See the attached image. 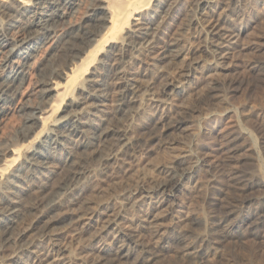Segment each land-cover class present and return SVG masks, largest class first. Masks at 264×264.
<instances>
[{
  "label": "bare ground",
  "instance_id": "bare-ground-1",
  "mask_svg": "<svg viewBox=\"0 0 264 264\" xmlns=\"http://www.w3.org/2000/svg\"><path fill=\"white\" fill-rule=\"evenodd\" d=\"M239 4L0 0V133L11 117L19 121L11 135L0 137V264H205L220 258L228 237L259 234L264 196L244 215L226 188L236 198L248 188L260 190L262 172L235 170L231 184L221 185L214 176L224 166L211 164L212 179L201 200L213 209L216 223L177 213L185 207L180 189L192 195L195 162L170 158L156 165L151 181L145 175L151 156L175 145L177 132L186 126L190 112L168 109L193 82L198 65L204 62L209 83L194 102L203 95L223 97L240 86L226 73L249 26L237 14ZM193 29V38L186 37ZM192 39L208 53L207 61L193 54L185 59ZM46 45L49 50L37 59ZM139 60L145 65L134 73ZM31 67L35 80L23 96ZM251 68L264 70L258 60ZM229 134L227 155L232 156L236 140ZM141 155L142 171L132 166ZM107 176L116 187L106 184ZM119 199L120 206L110 209ZM146 206L151 210L138 222L125 220ZM213 231L225 238L221 245Z\"/></svg>",
  "mask_w": 264,
  "mask_h": 264
},
{
  "label": "rangeland",
  "instance_id": "rangeland-1",
  "mask_svg": "<svg viewBox=\"0 0 264 264\" xmlns=\"http://www.w3.org/2000/svg\"><path fill=\"white\" fill-rule=\"evenodd\" d=\"M237 1L240 3V9H238L239 13L237 14H240L245 19L247 18L244 21L246 22L247 26H249L245 36L241 40L242 43L240 42V44L236 47L237 50L234 51L233 57L229 59V63H227L228 71L226 73L228 75H231L228 76L230 78L232 77L237 80L239 79L238 81L240 82V86H237L238 88L236 87V89L232 93L225 94L223 97H221V95L215 96L216 98L207 97L202 93L200 94V97L203 95L201 101L199 102L198 100L197 103L194 102L196 101L194 99L195 96H198V92H205V90L207 89L209 76H206L208 74L205 71L203 62L207 61L206 58H208V53L206 51L202 52L201 50H199L197 39H192L190 42L191 51L187 55L190 59H188V57H186L185 59L191 60L193 56H197L196 58L199 57L198 59L201 60L203 64L201 63L200 66L198 65L195 74L193 75V82L186 85L187 88H185L183 93L176 96L177 99L174 98L171 107L168 109L170 114H175L176 112H180L181 110H187L192 115L189 114L190 117L188 116L187 118V122L185 124L186 126H184L183 129L177 132V140H175V145L173 144L172 147H168L166 149L164 148V150L160 153L153 154L151 156V164H153L154 167H152L153 165H150L145 170V175L147 176V178L149 180H152L153 177L157 174L156 165H158L160 161L178 157L185 163L195 162V174L194 176L192 175V177L189 179V189H191L192 195H187V193H185L188 188H186V190L184 188L180 189L179 193L181 192L180 194L183 197L182 200L185 207H182L177 213L178 215H182L183 213L187 212L186 214L195 213L199 216H205L207 217V219L209 218V223H216L211 217V212L213 209L211 210L205 207L203 205V200L201 199H203V196H205V194L207 193L209 187L208 183L212 179V174L209 170L211 169V164L219 163L224 166L225 172L223 171L221 173H217L218 176H216L217 174L214 176V178L216 177L215 179L221 185H228L231 182L233 178L232 171L235 170L241 169L242 172L252 173L255 176H258L259 171L264 174V70L261 69V71H258V69L251 68V65L254 64V61L257 62V60L261 63V65L264 66V0ZM215 9L221 10V4H218L217 8ZM237 14L232 15L231 20L236 18V16H238ZM79 17L80 14L76 15L75 19L78 20ZM193 30L187 31L185 33L186 37L191 38L193 32H195V30ZM244 42L246 45L244 44ZM49 46L50 45H46L38 51L37 59L45 55L44 52H47L49 50ZM201 55H203V57ZM135 63L132 65V71L134 73H137L145 64L143 63V60L136 61ZM34 80L35 76L33 68L31 67V69H29L27 73L25 84L22 89L23 96L31 91ZM192 84L197 89H193ZM189 91L192 93H190ZM178 97L181 100H178ZM34 99L36 100V98ZM34 99L32 98V102L35 101ZM229 104L231 105V107ZM208 113L210 116L208 115ZM18 122V120H15V117H11L9 121H7V124L2 127L0 137L3 136L2 138H4L11 135L13 133V129L19 125ZM181 131L183 132L181 133ZM229 133L231 135L234 134L232 136H234L236 140V150L235 152H233L234 154H232V156L227 155L229 152L228 146L229 144H231L228 139ZM142 157L143 156L141 155L138 157L139 159L137 158L132 161V166H140L141 171L144 170V166L146 165L142 162L144 160V157ZM223 157H226L227 159H224ZM140 158H142V160ZM205 160L208 161V164ZM107 179L109 180L107 181ZM113 181L114 180H112L111 176L106 177V184H109L110 187H116V184H114ZM226 189L229 191V193L232 194V198L235 197L234 199L236 200V204L238 205L239 210L244 215L248 211L254 210V206L256 205L255 201L258 200L260 196H264V187H261L260 190L248 188L245 192H241L237 198L236 195L232 192V188L230 189V186ZM259 191L261 194L259 193ZM120 203V199L118 201H113L112 203H110L109 208L115 210L120 206ZM250 205L252 206L250 207ZM150 210L151 208L147 206L137 208L136 211L127 213L125 220H128V223L138 222L142 214H144V212L147 213ZM202 228L200 229L202 230ZM246 228L247 226L242 227L243 231L247 233L248 229ZM255 231L257 232V234H259L256 236L247 235L245 238L248 240H245V238L242 240H236L235 238L231 239V237H228V239H226L228 241V247L223 250L220 258L215 259L214 257H210L205 262V264H264V224L260 223ZM217 233H214L213 231L211 236L214 239L215 243L217 242V244L221 245L223 239L225 238H222L220 234ZM261 233L262 235H260Z\"/></svg>",
  "mask_w": 264,
  "mask_h": 264
}]
</instances>
